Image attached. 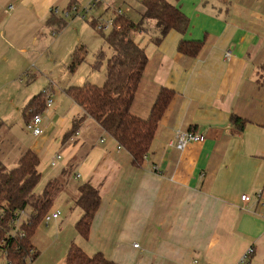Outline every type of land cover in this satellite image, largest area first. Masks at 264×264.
I'll use <instances>...</instances> for the list:
<instances>
[{"label":"crops","instance_id":"crops-1","mask_svg":"<svg viewBox=\"0 0 264 264\" xmlns=\"http://www.w3.org/2000/svg\"><path fill=\"white\" fill-rule=\"evenodd\" d=\"M85 1L89 11L95 0ZM78 4V0H0V59L8 72L27 73L30 49L41 45L48 49L53 32L68 25L66 18L87 14L79 12ZM176 4L189 18L186 33L171 31L160 44L143 32L135 36L149 62L133 111L147 117L163 87L175 91L141 166L134 165L131 154L90 117L64 141L73 120L83 115L74 101L62 117L57 115L61 109L55 99L42 112L47 129L58 130L60 143L48 157L54 159L68 146L65 165L47 181L72 169L83 183L99 189L102 200L89 238L81 236L75 225L65 233L60 217L55 221L59 226L55 254L46 257L36 247L40 253L32 264H67L72 244L88 255L102 252L117 264H240L250 249L253 257L247 264L264 260V207L257 197L261 191L264 200V87L259 85L264 70V0H176ZM181 40L204 45L191 57L179 52ZM228 49L230 57L225 55ZM16 53L24 56L16 58ZM32 98L27 96L23 106ZM233 114L248 119L240 132L232 123ZM89 124L100 137L80 157L75 155L84 145L79 131ZM180 129L197 131L206 140L179 150L170 142ZM4 138L0 134V146H5ZM39 170L43 174L41 160ZM76 194L71 196L74 204ZM244 194L251 198L247 205ZM81 215L78 210L73 219Z\"/></svg>","mask_w":264,"mask_h":264},{"label":"trees","instance_id":"trees-1","mask_svg":"<svg viewBox=\"0 0 264 264\" xmlns=\"http://www.w3.org/2000/svg\"><path fill=\"white\" fill-rule=\"evenodd\" d=\"M141 4L143 11L140 21L136 22L132 17L119 12L109 33L103 32L105 25L99 29L100 23L97 20L92 22V27L98 29L113 55L107 59L103 85L87 82L65 89L71 100L83 109V115L73 120L72 128L63 136L64 141L74 136L83 121L90 117L115 139L119 148H125L131 154L133 164L137 166H141L149 154L160 119L175 91L163 87L147 117L133 111V103L149 62L145 48L139 46L135 36L146 32L147 23H154L158 36L152 41L160 44L171 31L186 33L189 27V18L181 7L169 0H141ZM178 45L179 52L193 57L200 53L204 44L197 40H181ZM86 52L84 46L75 47L71 68H76L85 60ZM105 56L103 50L97 55L95 68ZM259 85L264 87V70ZM46 97L47 94L42 92L29 101L24 113L26 123L33 115L45 110ZM231 119L239 132L248 122V119L235 114ZM2 125L3 120L0 118V130ZM39 166L40 157L30 148L21 154L14 167H9L0 157V264H29L39 256L40 252L35 246L38 227L45 220L55 197L64 189L66 179L72 172V169H64L59 178L47 181L44 189L38 192L37 187L42 178ZM74 199L75 206L83 211L75 229L84 238H89L95 213L101 205L99 189L91 183H82ZM22 211L25 212L22 223L12 224V221L16 222V214ZM248 255V259L252 258L253 251ZM66 260L67 264H117L107 259L102 252L88 255L78 244H72Z\"/></svg>","mask_w":264,"mask_h":264},{"label":"rangeland","instance_id":"rangeland-1","mask_svg":"<svg viewBox=\"0 0 264 264\" xmlns=\"http://www.w3.org/2000/svg\"><path fill=\"white\" fill-rule=\"evenodd\" d=\"M176 4V0H169ZM79 12H84L89 7L87 1L78 0ZM95 2V1H94ZM97 5L91 8L86 18L77 16L76 18H66L68 25L62 30H57L54 33L53 45L50 43L48 49L44 47H33L32 57L28 60V71L22 75L16 73L10 74L7 70L6 63L0 59V117L5 120L6 127L3 126L0 134L5 138V146L1 145L0 156L9 167L17 165L21 154L33 147L37 148V154L42 163V178L38 184L37 191H42L46 181L55 173H60L61 168L65 165L66 152L68 146L60 149L58 154L63 156V161L52 167L49 162L51 156L48 154L59 146L57 139L58 130L50 132L45 123H42L44 134L39 138L27 128L26 120L24 121L25 107L23 101L30 96L31 98L42 92L45 94L54 92L55 106L59 109L57 115L62 117L71 110L72 100L65 93V89L72 85H84L91 82L96 85H103L106 80L107 59L113 55V51L107 46L102 35L92 27V22L97 20L101 25H105L103 32L109 33L113 27V20L120 13L132 17L136 22L140 21L143 11L141 0H98ZM84 10V11H83ZM99 24V26H100ZM145 35L150 36V40L158 36L157 30L154 29V23L146 24ZM61 36V37H60ZM58 39V40H57ZM57 40V41H56ZM84 46L86 48L85 60L76 68H71L72 54L75 46ZM46 50V51H45ZM105 57L101 63L95 68L94 64L97 60V55L102 52ZM30 53V52H29ZM16 58H21L24 55L16 53ZM1 58V57H0ZM92 124L84 126L80 131L79 137L83 139L82 152L75 155L80 157L83 151H87L92 143L100 137L97 131H93ZM78 133V132H77ZM45 136V139H44ZM42 142V143H41ZM82 180L78 179L76 172L72 171L66 179L65 187L55 197V201L50 209V213L59 211L61 220H65L63 230L68 233L72 225L83 215L82 210L72 203L71 196L77 193L79 186L82 185ZM81 211V216L73 219L76 211ZM75 221V223H73ZM55 221L50 224L43 221L38 227V235L35 239V246L46 256L53 257L55 254L52 250L53 245L58 243V225ZM75 227V226H74ZM30 261V260H29ZM250 264H264L262 258L254 259ZM32 264V261L29 262Z\"/></svg>","mask_w":264,"mask_h":264},{"label":"built area","instance_id":"built-area-1","mask_svg":"<svg viewBox=\"0 0 264 264\" xmlns=\"http://www.w3.org/2000/svg\"><path fill=\"white\" fill-rule=\"evenodd\" d=\"M97 5V2L95 0V2L91 5V8H94L96 7ZM74 10L77 11V8L74 7ZM86 11H88V9L86 8L85 9ZM69 12L66 13V15H68ZM80 16L82 18H86V15L85 13L84 14H80ZM103 27V25L99 26L98 28L101 29ZM226 57H230L231 56V50L228 49L226 51ZM54 102V95L51 94V93H47V97H46V101H45V108H50L52 106ZM43 120H44V115L42 113H39V114H35L31 117V119L26 123L27 125V128L33 133V135L35 136H41L44 132V129L42 127V123H43ZM175 140L170 142V145L173 146L175 145L177 149H185L189 144H192V143H195V142H199V143H202L206 140V135H203L197 131H193V130H178L176 133H175ZM104 142V140L102 141ZM62 158V155L61 154H58L54 159L51 160L50 162V165L51 166H56L57 162L59 161V159ZM257 197L259 199V203L262 207H264V200H263V194L262 192H257ZM242 200L244 202L245 205H247V203H249L251 201V198L249 195L247 194H244L242 196ZM16 222L12 221L11 223L12 224H21L23 219H25V212L22 211L20 212V214H16ZM61 217V213L59 211H54L52 213H47L46 214V217H45V223H50L51 221H56L58 220L59 218ZM139 244L137 243L135 245V247H138ZM252 251V249H250L244 256V258L241 260L240 264H247L248 263V254H250Z\"/></svg>","mask_w":264,"mask_h":264}]
</instances>
